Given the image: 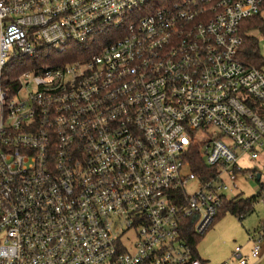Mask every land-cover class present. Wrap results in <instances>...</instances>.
Wrapping results in <instances>:
<instances>
[{
  "label": "built area",
  "instance_id": "2783aa9c",
  "mask_svg": "<svg viewBox=\"0 0 264 264\" xmlns=\"http://www.w3.org/2000/svg\"><path fill=\"white\" fill-rule=\"evenodd\" d=\"M262 11L0 0V264H204L186 232L211 228L240 159L264 147V62L238 59L240 23ZM70 44L87 56L38 64ZM18 57L30 68L5 90ZM251 242L221 264L257 261Z\"/></svg>",
  "mask_w": 264,
  "mask_h": 264
},
{
  "label": "rangeland",
  "instance_id": "374dc122",
  "mask_svg": "<svg viewBox=\"0 0 264 264\" xmlns=\"http://www.w3.org/2000/svg\"><path fill=\"white\" fill-rule=\"evenodd\" d=\"M261 13L264 14V11ZM251 35L257 40L259 55L264 62V34L254 31ZM238 164L242 173H239L234 181L236 193H228L226 196L227 198L236 195H241L243 198L256 196L254 211L242 220L230 213H225L215 221L196 243L198 256L205 264H221L227 261L236 247H241L242 251L248 254L249 239H261L264 235V190H262L264 186V147L257 159L244 157ZM258 176L259 180H257ZM259 264H264V259Z\"/></svg>",
  "mask_w": 264,
  "mask_h": 264
},
{
  "label": "trees",
  "instance_id": "16d2710c",
  "mask_svg": "<svg viewBox=\"0 0 264 264\" xmlns=\"http://www.w3.org/2000/svg\"><path fill=\"white\" fill-rule=\"evenodd\" d=\"M155 4L158 5V3ZM254 31H259L264 34V14L261 12L253 17L244 19L239 26L238 34L241 38V45L238 52V59L247 66H259L262 61L259 55L257 40L253 35H251ZM81 51L80 46L74 44L68 45L62 52H55L44 48L37 55L38 64H65L75 59L86 57L87 53H83ZM30 62L31 61L24 57L11 59L3 70V89L14 91L17 88V77L22 72L30 68ZM193 163H195L193 168L196 170L207 169L201 160L198 161V164L197 161ZM262 188V190H264V186H262ZM220 200V207L213 224L225 213H230L237 219L242 220L254 211L253 205L256 202L257 197L243 198L241 195H237L232 198H227L224 196ZM186 235L188 237L189 247L191 248L193 255L198 257L196 243L203 235H196L191 230H188Z\"/></svg>",
  "mask_w": 264,
  "mask_h": 264
},
{
  "label": "crops",
  "instance_id": "0c3cea01",
  "mask_svg": "<svg viewBox=\"0 0 264 264\" xmlns=\"http://www.w3.org/2000/svg\"><path fill=\"white\" fill-rule=\"evenodd\" d=\"M235 194V193H234ZM237 196V195H236ZM227 197V196H226ZM229 198V197H228ZM232 198V197H231ZM212 227V226H211ZM262 238V240L264 241V235L261 237ZM251 240H254L253 238H250L249 239V241H250V250H251ZM250 252V251H249ZM245 254V253H244ZM249 254V253H248ZM248 254H245V255H248ZM199 257V256H198ZM200 258V257H199ZM264 259V247H263V249H262V251H261V254H260V257H259V259L257 260V261H253V260H250L249 261V263L250 264H259L262 260ZM232 260H231V257H229V259L227 260V261H225V262H231ZM252 262V263H251ZM205 264V263H204Z\"/></svg>",
  "mask_w": 264,
  "mask_h": 264
},
{
  "label": "water",
  "instance_id": "95a60500",
  "mask_svg": "<svg viewBox=\"0 0 264 264\" xmlns=\"http://www.w3.org/2000/svg\"><path fill=\"white\" fill-rule=\"evenodd\" d=\"M257 180H259V176L257 177Z\"/></svg>",
  "mask_w": 264,
  "mask_h": 264
}]
</instances>
